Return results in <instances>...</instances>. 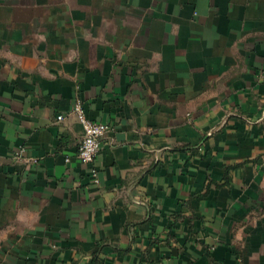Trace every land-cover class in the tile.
<instances>
[{"label":"crops","instance_id":"0c3cea01","mask_svg":"<svg viewBox=\"0 0 264 264\" xmlns=\"http://www.w3.org/2000/svg\"><path fill=\"white\" fill-rule=\"evenodd\" d=\"M0 264H264V0H0Z\"/></svg>","mask_w":264,"mask_h":264},{"label":"built area","instance_id":"2783aa9c","mask_svg":"<svg viewBox=\"0 0 264 264\" xmlns=\"http://www.w3.org/2000/svg\"><path fill=\"white\" fill-rule=\"evenodd\" d=\"M73 112L83 128V138L79 146L78 156L81 161L92 164L95 162L100 150L102 139L110 131V125L91 119L84 110L80 100L75 103ZM59 120L64 119V115L58 116ZM95 180H98L96 168L92 169Z\"/></svg>","mask_w":264,"mask_h":264}]
</instances>
